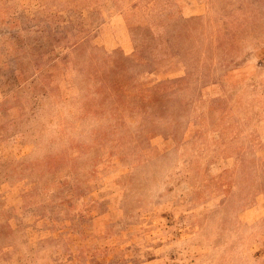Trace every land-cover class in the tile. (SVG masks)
<instances>
[{"label":"rangeland","instance_id":"1","mask_svg":"<svg viewBox=\"0 0 264 264\" xmlns=\"http://www.w3.org/2000/svg\"><path fill=\"white\" fill-rule=\"evenodd\" d=\"M0 264H264V0H0Z\"/></svg>","mask_w":264,"mask_h":264}]
</instances>
